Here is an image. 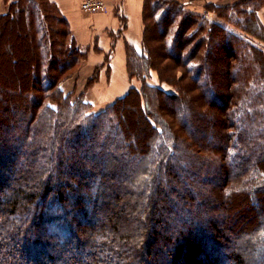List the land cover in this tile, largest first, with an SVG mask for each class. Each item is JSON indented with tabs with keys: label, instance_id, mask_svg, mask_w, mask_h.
I'll use <instances>...</instances> for the list:
<instances>
[{
	"label": "trees",
	"instance_id": "trees-1",
	"mask_svg": "<svg viewBox=\"0 0 264 264\" xmlns=\"http://www.w3.org/2000/svg\"><path fill=\"white\" fill-rule=\"evenodd\" d=\"M211 1L216 16L209 21L187 10L186 0H155V15L144 8L141 53L148 61H137L178 92L149 88L157 110L150 112L134 86L102 111L84 94L65 93L62 83L83 53L56 1L5 0L0 264H264V223L256 222L264 213V50L237 31L251 32V0ZM161 9L172 21L158 31ZM208 42L219 51L213 62ZM236 50L243 61L232 60ZM180 103L190 127L178 118ZM104 122L109 133L97 140ZM115 133L126 145L114 147ZM20 139L37 147L20 150ZM72 142L73 150L63 152ZM154 145L163 151L159 166ZM242 219L246 226L236 231Z\"/></svg>",
	"mask_w": 264,
	"mask_h": 264
},
{
	"label": "rangeland",
	"instance_id": "rangeland-1",
	"mask_svg": "<svg viewBox=\"0 0 264 264\" xmlns=\"http://www.w3.org/2000/svg\"><path fill=\"white\" fill-rule=\"evenodd\" d=\"M183 1V0H182ZM188 1L187 2V10L191 11V12H194V13H198V14H201L203 15L207 21H209L210 19H215V16L216 14H214V11L213 10H209L207 8V4L212 2L211 0H208L207 2L205 0H186ZM222 2H235L236 3H240L241 0H221ZM245 1V0H243ZM143 6H142V13H141V22H142V30H143V27H144V8L147 7V12H146V15H149V14H152V15H155V10H154V4L153 2H155V0L153 1H149V5L145 6V3H146V0H143ZM213 2H218L217 0H214ZM166 6H170L168 5V3H165ZM251 4L252 5V10H255V13L253 11V14L254 15V20L250 23V25L248 26L249 27V31L251 32H246V31H242L240 30L241 28L238 27L239 29L237 30L241 36H243L242 40L243 42L246 43H254L258 46H262L263 45V42H261V40H264V32L262 30H264L261 26V22L263 23V21L261 20V17H260V13L259 11L264 7V0H251ZM106 5H107V10L105 11H102V12H106L109 13V9H111V4H110V0H106ZM122 7V6H121ZM119 6V12L121 13L122 16H125L126 15V9L125 7H122L121 8ZM163 9L160 10L161 12V15L157 16V18L159 19V29L158 31H160L161 29V26L162 25H167L169 22L172 21V16L169 15V14H166L165 11H162ZM98 13V12H97ZM227 15V14H225ZM228 16V15H227ZM230 19H232L234 21L235 18L238 17V15H233L232 12L230 13L229 15ZM259 16V17H257ZM217 20H220V23L221 24H225L228 28H231L232 30H235V27L234 26H231L229 25L228 22H226L225 20L223 19H219L218 17H216ZM67 19V18H66ZM243 19V18H242ZM69 22V21H68ZM70 24V22H69ZM197 26H198V23H196ZM199 24L203 25L204 29H208L209 28V22H206L205 20H201L199 22ZM264 24V23H263ZM194 25V24H193ZM71 26V24H70ZM120 29H119V33H122L124 32V29L127 28V22H126V19L123 18V20L120 22ZM262 29V30H261ZM71 30H72V34H73V29L71 27ZM194 30V29H193ZM237 31H235L234 33L237 34ZM141 38H140V46L139 48H135L138 53H139V57L136 58V52L137 51H134L133 49H131V51L129 50L130 47L129 46H133V45H130L129 43H125V47L122 46V49H123V52L125 53V71L127 73V75L129 76V78L126 77V81H127V88H131L134 86L135 89L139 90L141 93L140 96V104H141V107L143 108L144 107V104L146 102H148V108H149V111L151 112L152 109V101H153V98H149V94L152 92V90L150 91L149 88H154V87H158V88H162L164 91L166 92H171V93H174V94H177V89L176 87H174L173 85L169 84L168 82L166 81H162L159 77V73L155 70L151 72L148 71V66L141 62L143 59L142 56V42H143V31H141ZM204 35H207V32L204 33ZM261 38V39H260ZM115 39V37H114ZM126 41V40H125ZM191 42L189 47H188V52L190 50H192L194 47H195V43ZM209 43V61L210 62H213L215 60V58L217 57L219 51H216V49H213L212 50V44L211 42H208ZM192 44V45H191ZM78 47L80 48V50L82 51L83 53V58H81L79 60V64L76 66V67H73L71 70H74L72 71V75L70 77H68L67 79H65V81H63L62 83V88L64 90L65 93L67 94H71L73 99H77L78 96L80 95H85L86 99L89 100L91 103H92V108H94L95 110H99V111H102V110H105L107 109V107L110 105V103H112L116 98L124 95H114V94H104V91L107 90V87L106 86H103L101 87V80H99V77H98V71L100 69V66H104L106 65L107 63L110 65V61L112 60V55L113 53H107L106 57H105V60L99 64L97 67L95 66L94 68H92V73L91 74H88L86 69H87V57L91 54L92 51H97L93 48H87V46H84V45H81V44H77ZM85 47V48H84ZM114 47H111V50L113 49ZM171 52L169 50V53L170 55H175V53L177 52V46H173L171 45ZM98 51H101L100 49H98ZM188 52H185V53H188ZM207 53V48L203 50V56ZM245 55V54H244ZM247 57H251V54H247L246 55ZM131 57V60L132 62L130 63L131 64V71L133 73V75H130L129 73V70H128V66H127V60L128 58ZM141 57V58H140ZM136 58V59H134ZM140 58L141 61H137V59ZM236 59L235 62H237V59L238 60H241L243 61L245 59V56H243L239 50H236V53H234V56H232V60ZM146 60V59H145ZM148 61V60H146ZM143 63V64H141ZM195 63V62H194ZM196 64V63H195ZM194 64V65H195ZM135 66H139L140 69L136 70L134 69ZM212 65L211 64H208L206 67L204 65V68L205 69H202V76H201V84L202 85H210V82L208 81V78L206 76V73L208 72V68L211 67ZM239 66V65H237ZM193 72H191L193 75H195L198 71L196 70H192ZM108 72H110V67L108 66V69H107V74ZM67 83V85H65ZM73 83H74V87L72 88L73 86ZM127 89V90H128ZM126 90V91H127ZM214 98H215V95H214ZM0 99H1V96H0ZM145 108V107H144ZM235 108V107H234ZM233 108V109H234ZM155 110V109H154ZM94 111V110H92ZM157 111V110H155ZM177 111H178V118L180 119L181 118V121H183V123L185 122L189 127L191 126V122L188 123V120H189V111L186 109V107L183 105V104H179L178 105V108H177ZM234 111V110H233ZM235 114V116L237 115V113H233ZM126 118V117H125ZM123 116H120V119L121 121H123L125 119ZM167 120V119H166ZM165 118H160V123L163 122V121H166ZM114 126L116 124L113 123ZM22 123H19L18 126H21ZM110 126H112V128L114 127L112 124H110ZM241 126L240 124H238V127ZM23 129V128H21ZM109 130H110V127H109V123L108 122H104L103 124H101L99 126V132L96 134V139L99 140L101 138L104 137L105 134L109 133ZM115 130V129H113ZM12 131H14L12 129ZM114 137V147H116L117 145L116 144H123L125 143L122 139V136L121 134H116L113 136ZM162 140H159L161 139ZM161 138H156L154 142H160V141H163L164 142V138L161 137ZM39 142V141H38ZM19 147H20V150H29L31 151L34 147H37L35 144H32L33 142L31 140H19ZM167 143V142H166ZM238 142H234V145H236V150L239 151H242L243 150V147L240 143L237 144ZM168 144H172V141ZM126 145V143H125ZM59 146L62 147V144L60 143ZM112 147V146H111ZM74 148V144L73 142L72 143H64L63 144V147H62V151L63 152H69V150H73ZM42 154H46L45 152H42ZM128 154V153H127ZM150 154L155 158V161L157 162L158 166L161 165V160H162V155L163 154V151L161 150V148H159L158 145H154L152 147V150L150 151ZM233 155L232 158H234L235 154H231ZM260 154H257V157H259ZM46 157V156H45ZM129 159V158H128ZM257 204L255 201H252L250 202V207L257 211L256 208H257ZM246 209V208H245ZM244 212V210L242 211ZM247 212V210H246ZM242 217H245V216H242ZM233 220H235V218H239V216H234L232 217ZM243 221L242 222H238V225L235 226V229L236 231H242L243 228L246 226V219H242ZM259 221V224L260 223H264V213H262V215H260L258 217V219L256 218V222ZM261 226V224L259 225ZM245 241V240H244ZM243 240H242V243H245ZM117 257L119 255L115 254ZM84 258H88V256H84ZM73 264V263H72Z\"/></svg>",
	"mask_w": 264,
	"mask_h": 264
},
{
	"label": "crops",
	"instance_id": "crops-1",
	"mask_svg": "<svg viewBox=\"0 0 264 264\" xmlns=\"http://www.w3.org/2000/svg\"><path fill=\"white\" fill-rule=\"evenodd\" d=\"M55 1L61 13L70 22L77 44L97 50L92 51L87 57V73L91 74L92 68L101 64L105 60L107 53H113L110 65L107 63L104 66H100L98 77L101 80V87H107L104 94L117 96L124 94L128 89L126 77L129 78V76L125 71L126 59L122 46L125 47V43H129L136 48L140 46L141 31H143L140 16L143 0H110L111 9H109L107 14L106 12L91 13L82 10L80 7L81 0ZM119 6L125 7V16H122L119 12ZM6 8L5 0H0V14L4 13ZM259 13L264 23V7ZM123 18L126 19L127 28L124 29V32L119 33L120 22ZM263 23L261 22V27L264 29ZM261 42H263L261 47L264 50V40H261ZM111 47L114 48L111 50ZM98 49L101 51H98ZM108 66L110 67V72L107 74Z\"/></svg>",
	"mask_w": 264,
	"mask_h": 264
},
{
	"label": "built area",
	"instance_id": "built-area-1",
	"mask_svg": "<svg viewBox=\"0 0 264 264\" xmlns=\"http://www.w3.org/2000/svg\"><path fill=\"white\" fill-rule=\"evenodd\" d=\"M82 10L97 13L107 10L106 0H81Z\"/></svg>",
	"mask_w": 264,
	"mask_h": 264
}]
</instances>
